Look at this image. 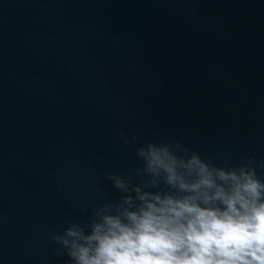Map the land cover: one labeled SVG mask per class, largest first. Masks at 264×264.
I'll use <instances>...</instances> for the list:
<instances>
[{
    "label": "water",
    "instance_id": "water-1",
    "mask_svg": "<svg viewBox=\"0 0 264 264\" xmlns=\"http://www.w3.org/2000/svg\"><path fill=\"white\" fill-rule=\"evenodd\" d=\"M149 140L264 160V0H0V264H70L49 233L150 180Z\"/></svg>",
    "mask_w": 264,
    "mask_h": 264
},
{
    "label": "clouds",
    "instance_id": "clouds-1",
    "mask_svg": "<svg viewBox=\"0 0 264 264\" xmlns=\"http://www.w3.org/2000/svg\"><path fill=\"white\" fill-rule=\"evenodd\" d=\"M121 134L127 145L136 141ZM180 145L146 141L136 148L151 177L143 185L114 172L115 212L98 209L89 231L76 223L49 239L70 264H264V160L231 166ZM162 180L168 190L145 191ZM60 255V249H54Z\"/></svg>",
    "mask_w": 264,
    "mask_h": 264
}]
</instances>
